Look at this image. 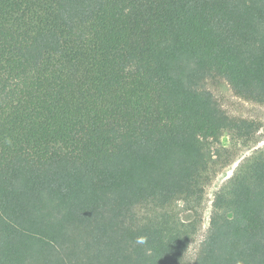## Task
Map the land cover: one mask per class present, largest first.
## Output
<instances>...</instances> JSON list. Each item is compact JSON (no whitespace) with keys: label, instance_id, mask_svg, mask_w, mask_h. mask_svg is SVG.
<instances>
[{"label":"trees","instance_id":"obj_1","mask_svg":"<svg viewBox=\"0 0 264 264\" xmlns=\"http://www.w3.org/2000/svg\"><path fill=\"white\" fill-rule=\"evenodd\" d=\"M215 79L264 105V0H0V264H264V149L190 258L261 130Z\"/></svg>","mask_w":264,"mask_h":264},{"label":"rangeland","instance_id":"obj_2","mask_svg":"<svg viewBox=\"0 0 264 264\" xmlns=\"http://www.w3.org/2000/svg\"><path fill=\"white\" fill-rule=\"evenodd\" d=\"M206 87L215 95V97L222 104V106L230 116L254 120L260 124L261 130L259 133L258 143L251 148L238 153L235 156L234 161L218 173L217 177L208 188L206 208L204 210V224L199 235L196 238V241L191 247V260L195 259L198 251L200 250L202 242L207 236L211 221L212 205L215 199V194L234 174L235 170L243 161L254 155L257 151L264 149V105L249 102L236 96L229 84L222 79L210 80L206 84Z\"/></svg>","mask_w":264,"mask_h":264},{"label":"clouds","instance_id":"obj_3","mask_svg":"<svg viewBox=\"0 0 264 264\" xmlns=\"http://www.w3.org/2000/svg\"><path fill=\"white\" fill-rule=\"evenodd\" d=\"M145 240H146V238L145 237H139L138 239H137V243L138 244H143V243H145Z\"/></svg>","mask_w":264,"mask_h":264}]
</instances>
